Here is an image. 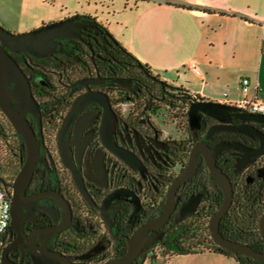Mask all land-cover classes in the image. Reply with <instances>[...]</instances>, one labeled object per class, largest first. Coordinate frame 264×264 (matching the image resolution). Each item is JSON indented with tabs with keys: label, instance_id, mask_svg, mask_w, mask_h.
<instances>
[{
	"label": "flooded vegetation",
	"instance_id": "1",
	"mask_svg": "<svg viewBox=\"0 0 264 264\" xmlns=\"http://www.w3.org/2000/svg\"><path fill=\"white\" fill-rule=\"evenodd\" d=\"M86 17L94 18L72 14L58 21L71 19L81 33L57 39L44 57L4 46L28 86L22 96L15 82H9L7 107L35 139L30 156L23 133L0 107V187L14 216L0 242L7 264H35L38 249L70 264L121 260L128 241L164 212L169 188L199 145L220 148L214 164L232 186L229 209L219 222L221 235L264 255L259 226L264 213V115L235 107L222 114L204 105H224L220 102L190 93L184 98L170 88L178 86L160 77L138 76L111 64L96 26ZM160 126L172 127L175 136L165 137ZM27 165V179L18 186ZM174 202L167 223L144 233L147 248L131 264L173 258L165 254L166 233L196 219L205 223L208 239L216 245L208 224L224 195L201 151L193 176L177 188ZM229 215L231 230L221 224ZM231 253L236 264H264Z\"/></svg>",
	"mask_w": 264,
	"mask_h": 264
},
{
	"label": "crops",
	"instance_id": "2",
	"mask_svg": "<svg viewBox=\"0 0 264 264\" xmlns=\"http://www.w3.org/2000/svg\"><path fill=\"white\" fill-rule=\"evenodd\" d=\"M72 14L96 18L154 75L192 95L264 102V0H0V23L18 33Z\"/></svg>",
	"mask_w": 264,
	"mask_h": 264
},
{
	"label": "water",
	"instance_id": "3",
	"mask_svg": "<svg viewBox=\"0 0 264 264\" xmlns=\"http://www.w3.org/2000/svg\"><path fill=\"white\" fill-rule=\"evenodd\" d=\"M71 19L69 21H61L54 22L47 25H43L39 29L25 32V33H11L5 30L2 26H0V107L3 112L9 117V119L14 123L16 128L23 133L26 142L29 147L30 156L33 154V144L35 142L32 133L29 131L28 127L23 124L21 118L14 114L7 107V85L9 82H15L18 93L22 96H25L28 93V86L20 73L18 66L15 61L8 55L5 51L4 46H7L11 50L18 52L22 51L28 54H31L35 57H44L49 51H53L54 47L57 46V39H62L64 37L78 36L81 33L80 27L78 25H70ZM69 22V23H68ZM117 83L123 85L125 82L123 80H117ZM89 98L88 95L84 96L80 99L87 100ZM207 109H213L215 111H219L222 114L228 113L229 111L234 110L231 107L217 104L214 102H207L204 104ZM205 109V111H207ZM195 109L190 111V119L193 121ZM108 125V116L106 119V129ZM35 145V144H34ZM220 150V148L215 151H211L203 145L195 146L191 152L190 160L188 163V167L183 172V174L177 178L172 186L169 188L167 193V200L164 212L157 218L146 223L135 235L128 241L129 249L127 255L121 260L112 261L109 264H131L134 259L147 248L146 242L143 241V235L147 230L150 229H159L169 220L173 208H174V198L177 188L189 180L194 172H195V159L197 152H202L205 155V159L207 162L208 169L212 178H214L220 185L223 195L224 202L222 206L212 214L210 217V221L208 224V230L210 233V237L213 242L222 249L228 250L233 253L243 254L248 257H253L259 260H264V255L258 254L252 249L240 245L238 243L232 242L230 240L225 239L220 231H219V222L222 216L229 209L231 199H232V186L229 178L217 168L214 164L213 156ZM117 154H120L116 151ZM121 155V154H120ZM29 166L27 165L20 178L17 181V185L19 186L24 180L27 179L29 174ZM118 194H114L110 199L112 200ZM192 211L193 208L188 209ZM13 213L11 212V219L13 221ZM259 226L261 229L262 237L264 238V213L260 218ZM154 238H159L160 235L153 236ZM143 240V241H142ZM1 264H7L6 262V249L0 253ZM33 260L35 264H54V261H62L64 264H70L69 261L60 259L56 256H53L52 253L38 249L33 253Z\"/></svg>",
	"mask_w": 264,
	"mask_h": 264
},
{
	"label": "trees",
	"instance_id": "4",
	"mask_svg": "<svg viewBox=\"0 0 264 264\" xmlns=\"http://www.w3.org/2000/svg\"><path fill=\"white\" fill-rule=\"evenodd\" d=\"M181 8L190 9L186 6H180ZM93 21L96 29L98 30L101 41L105 45L106 59L111 63L124 71L135 73L138 76L152 77L157 79L159 76H155L151 68L141 63L138 59L132 56L105 28L98 23L96 19L86 17ZM161 84L166 85L162 81ZM168 86V85H167ZM173 91L177 92L180 96L188 98L189 92L182 87H170ZM225 229L231 230L233 227L232 216H226L221 222ZM205 223L199 222L198 219L190 222L189 224L173 225L170 231H168L164 238V248L166 256H192L203 253H215L226 258L234 259L232 253L228 250L222 249L213 245L208 239Z\"/></svg>",
	"mask_w": 264,
	"mask_h": 264
},
{
	"label": "built area",
	"instance_id": "5",
	"mask_svg": "<svg viewBox=\"0 0 264 264\" xmlns=\"http://www.w3.org/2000/svg\"><path fill=\"white\" fill-rule=\"evenodd\" d=\"M44 1L51 2L52 0H44ZM191 70L196 75H199V70L197 69V67L193 66L191 67ZM249 84H250L249 80L246 78L240 80V89L243 94L247 93L248 88L250 86ZM215 101L220 102L229 107H235L247 111L249 113L264 115V102H261L256 98L254 99L243 98L239 100H231L227 98V94H224L222 99ZM10 219H11L10 199L0 187V242L9 226ZM0 264H1V260H0Z\"/></svg>",
	"mask_w": 264,
	"mask_h": 264
},
{
	"label": "rangeland",
	"instance_id": "6",
	"mask_svg": "<svg viewBox=\"0 0 264 264\" xmlns=\"http://www.w3.org/2000/svg\"><path fill=\"white\" fill-rule=\"evenodd\" d=\"M5 30L11 33H18L14 31L15 29H11L9 26L3 25L0 23ZM164 132V136H175V132L172 127L170 126H160ZM157 264H236L235 261L231 258H226L221 255H215L210 253H203L198 255L192 256H174L173 258L169 259L168 261L164 262L165 259L159 256ZM164 259V260H161ZM145 264H151L146 262Z\"/></svg>",
	"mask_w": 264,
	"mask_h": 264
}]
</instances>
